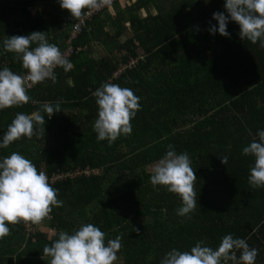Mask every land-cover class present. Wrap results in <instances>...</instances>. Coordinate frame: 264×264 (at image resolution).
<instances>
[{"label":"trees","instance_id":"1","mask_svg":"<svg viewBox=\"0 0 264 264\" xmlns=\"http://www.w3.org/2000/svg\"><path fill=\"white\" fill-rule=\"evenodd\" d=\"M225 2L127 0L122 8L117 2L113 18L93 17L71 40L80 50L69 58L70 71L58 67L55 83L45 80L27 89L29 103L0 110L2 142L17 113L30 115L44 102L61 101V111L51 118L41 111L43 135L0 148V160L17 152L45 174L99 170L97 175L50 183L62 201L46 219L52 235L29 232L23 222L8 225L10 234L0 239L5 263L13 264L11 251L22 248L18 256L28 264L35 248L50 264L45 245L51 246L61 231L74 234L90 223L105 233L106 245L121 238L120 264H160L173 248L190 251L201 240L215 250L229 234L246 240L258 251L255 264H264V188L250 186L254 157L242 154L264 130V48L259 41L242 40L239 25L231 20L229 36L210 33L211 26L218 28L213 14L228 15ZM75 21L58 0H0V70L27 73L15 54L4 51L7 36L44 32L63 53ZM93 42L112 45L118 54L113 60L93 59ZM132 59L135 66L113 75ZM106 82L129 88L140 98L131 135H121L111 146L98 142L93 130L98 118L93 92ZM170 144L177 154L188 153L197 178L191 219L177 215L179 196L164 186L154 188L152 172L146 170L163 158ZM222 156L228 157L226 165ZM236 254L239 259L240 251Z\"/></svg>","mask_w":264,"mask_h":264},{"label":"clouds","instance_id":"2","mask_svg":"<svg viewBox=\"0 0 264 264\" xmlns=\"http://www.w3.org/2000/svg\"><path fill=\"white\" fill-rule=\"evenodd\" d=\"M62 9L67 10L72 19H80L84 10H98L111 7L112 0H58ZM228 15L223 12L213 14L218 28H209L211 34L217 31L222 36H229V20L239 25V35L252 44L260 42L264 48V0H226L224 4ZM35 45V47H33ZM3 49L15 54L22 63L27 75L21 76L8 67L0 70V110L29 103L27 87L43 83L45 80L56 82L55 69L65 72L73 68L70 60L55 44L49 43L47 33L33 31L27 36H10L3 40ZM98 105V118L93 130L97 141H107L111 146L121 135L132 133V119L140 110L139 97L129 88L106 82L93 92ZM61 111V101L55 104L44 102L41 110L30 115L17 113L2 137L0 148H7L23 137L39 138L45 133V119ZM258 141L253 140L243 148L242 154L254 157V166L250 168L248 182L253 189L264 188V130L257 132ZM221 163L226 165L227 156H222ZM197 180L187 152L177 154L173 145L152 168L150 183L154 188L164 186L168 192L179 196L182 206L177 215L191 219V213L197 207V193L194 184ZM58 189L53 188L45 172H38L33 162L23 155L13 152L0 160V239L10 234L8 225L21 222L38 225L54 207L62 206L57 199ZM138 232L139 230L136 229ZM198 241L190 251L173 248L161 260L160 264H255L258 251L250 248L246 240L225 235L218 248L204 246ZM122 247L121 238L110 239L105 244V233L93 224L82 225L74 234L65 231L51 246L45 245L43 254L50 257V264H114L117 253ZM237 250L240 251L237 259Z\"/></svg>","mask_w":264,"mask_h":264},{"label":"built area","instance_id":"3","mask_svg":"<svg viewBox=\"0 0 264 264\" xmlns=\"http://www.w3.org/2000/svg\"><path fill=\"white\" fill-rule=\"evenodd\" d=\"M118 1L119 0H112L111 7L115 3H117ZM108 8L109 7H101L98 10H91V11L86 9L84 11V15L80 19H76V21L71 26L70 42L73 38H75V37L77 38L79 35L82 34L84 29L86 28L87 22L90 19L101 14L103 11H105ZM79 50H80V47H74L71 43H69L68 46L63 51V54L69 59L71 56L78 53ZM136 62H137L136 60H133V59L130 60L126 65L121 66V68H119L117 71H115L113 73V75L116 76L124 68H130V67L135 66ZM25 75H27V73L24 74L23 76H25ZM31 87H27V89H30ZM98 173H99L98 169H90L87 167L84 169H75V170H57L51 174H46V175L49 179V183L54 184V183L64 182L67 180H73V179L80 178V177H89L92 175H97ZM23 224H24V227L26 228V230L29 232H34L36 230L34 225L31 223H28V224L23 223Z\"/></svg>","mask_w":264,"mask_h":264},{"label":"crops","instance_id":"4","mask_svg":"<svg viewBox=\"0 0 264 264\" xmlns=\"http://www.w3.org/2000/svg\"><path fill=\"white\" fill-rule=\"evenodd\" d=\"M119 3H121V1H119L118 4ZM119 5H118L119 8H122L124 6V4H119ZM116 8H117V6L116 7L112 6L111 8H108L107 10H105L107 12L103 11L101 13L102 14L101 17H104L105 14H109V15L112 16L111 18H113L116 15V10H115ZM128 35H129V33H128ZM128 35H126V36H128ZM123 40H124V38L121 37L120 41L122 42ZM69 43H70V39H69ZM93 43L91 44V49H90V57L93 58V59L97 60V59H100V58H107V59L113 60L116 57V55L118 54V53H116L115 50H113V48H112L113 46L112 45H108V48L107 47L104 48V46L102 44H98V42L97 43L95 42L94 44ZM120 53H122V50L119 51V55H120ZM46 219L43 220L40 224L37 225L36 231L38 230L40 232H43L47 236H51L52 233H53V230L49 227L48 221ZM3 253H5V252H2L0 250V264H9V263H5V259L6 258L3 256ZM7 253H9V252H7ZM11 253L13 255L11 263H13V264H22L21 260H20V258L18 256V255L24 253L22 251V248H18V250L16 248V250L11 251ZM27 260L29 261L28 264H47L46 263L47 258L39 257L37 251L35 250V248H33V250H30V253H29V256H28Z\"/></svg>","mask_w":264,"mask_h":264},{"label":"rangeland","instance_id":"5","mask_svg":"<svg viewBox=\"0 0 264 264\" xmlns=\"http://www.w3.org/2000/svg\"><path fill=\"white\" fill-rule=\"evenodd\" d=\"M119 1H121V3H119V4H125V2L127 1V0H119ZM118 1V2H119ZM132 1H134V0H132ZM120 6V5H119ZM156 163H153V164H151V165H149V166H147L146 167V170L148 171V172H152V168H153V166L155 165ZM114 264H120V260H116L115 262H114Z\"/></svg>","mask_w":264,"mask_h":264}]
</instances>
